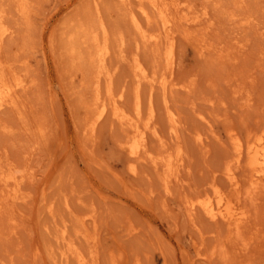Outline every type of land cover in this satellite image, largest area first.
I'll return each mask as SVG.
<instances>
[{
  "label": "rangeland",
  "instance_id": "rangeland-1",
  "mask_svg": "<svg viewBox=\"0 0 264 264\" xmlns=\"http://www.w3.org/2000/svg\"><path fill=\"white\" fill-rule=\"evenodd\" d=\"M178 1L187 13L207 15L199 24H177L169 72L164 54L171 41L163 38L161 50L146 45L132 24L130 14L149 27L142 8L154 18L145 0L129 7L120 0H26L27 15L18 0H0V30H10L0 60L10 84L16 78L25 84L0 109V176L14 168L28 176L16 202L5 200L0 181V264H80L77 254L64 255L70 243L89 264H264V188L244 200L250 222L239 237L226 222L210 221L200 208L191 217L187 208L188 200L214 196L217 188L233 191L227 171L235 164V139L246 145L264 125V0ZM155 20L150 31L159 30ZM101 22L115 93L130 115L136 59L152 76L170 73L166 90L158 79L141 85L142 123L153 105L159 137L148 132L147 156L161 154L163 144L174 153L184 149L181 181H173L170 194L164 169L150 160L130 171L121 148L128 125L110 113L94 137L88 132L95 66L85 58L94 48L81 46L79 62L68 42L80 27L99 30L103 39ZM199 41L209 44L205 55ZM235 167L245 185L246 164ZM198 246L205 258L197 257Z\"/></svg>",
  "mask_w": 264,
  "mask_h": 264
},
{
  "label": "bare ground",
  "instance_id": "bare-ground-1",
  "mask_svg": "<svg viewBox=\"0 0 264 264\" xmlns=\"http://www.w3.org/2000/svg\"><path fill=\"white\" fill-rule=\"evenodd\" d=\"M18 1L21 6V13L27 15L29 13V8H28L29 5H27L26 0H18ZM145 1L150 4L155 14L153 18V16L149 14L150 11L148 12L144 8H142V13L145 16L149 27L147 28V25H145L139 17H137L134 14H130L132 24L136 32L138 33V35L146 45L155 44L157 48L160 49L163 38L171 41L169 46L167 47L166 53L164 54L165 55L164 58L167 64L166 71L170 72L173 69V62L175 56V48H174V40L176 38L175 27L179 22L183 23V25L187 27L194 24H199L202 21V17H204L207 14L206 12H204V14L202 15H198L194 13L191 14L192 11L191 13L189 12L187 13L186 12L187 10L185 11L182 9V5L178 0H145ZM121 3L129 7L132 3V0H120V4ZM183 8L187 9L186 6L185 7L183 6ZM126 10L128 11V9ZM153 19L154 20L156 19L155 22L159 24V30L157 31L149 30L150 25L153 22ZM99 29L102 31V34L104 36L103 39L100 38L101 34H99V30L80 27L77 29L76 33L70 34L69 42H68L69 52L75 61L82 62L84 53H82L83 51H81V46L89 45L91 48L93 47L94 49H96V50L93 49L94 52L91 49L92 51L91 55L89 52L90 59H88L89 56L88 58H85L89 60L90 63L92 62L91 65L89 64L90 67L95 66L93 67L94 69L91 67L92 71H95L94 72L95 74H93L94 76L91 73V76L94 77V79L92 82H90L93 85V87L91 85V88H93L94 91L93 92L94 100L91 105L92 117L89 116L90 118L88 119L90 120L88 132L92 137H94L97 129L99 128L98 125L101 123L102 120H104L107 114L109 115L110 113H112V116H114L117 120H119L121 124L128 125L127 128L130 127L132 132H130L129 134L127 132L128 134L126 136L127 139L126 141L121 143L122 145L121 148L123 149L126 156H128V158L131 161L129 166L130 171L133 173H137L138 168L136 163L141 160H146V159L150 160V162H152L156 168L160 169L162 167L164 169L162 181L164 182V186L167 191V194H170L171 184L173 183V181L180 180V171L183 163L184 149L179 147L177 152L174 153L171 152L169 149H165L166 144H163L162 147L164 151H162L161 154H159L158 156H152V155L147 156L148 148H150L148 147L149 146L148 132L152 130L153 132L151 134H153L157 138L159 137L157 130L152 127V122L155 114L153 105H151L152 107H151L150 118H148V121L145 124L142 123L143 101L141 95V85L144 81L154 82L156 81V79H158L161 86L166 90L170 84V78H171L169 76L170 73L169 74L164 73L161 77H158L159 73L157 74V72H154V75L152 76L150 75L148 69L141 62V60L139 58L136 59L133 68L135 73V78L137 79V84H138L136 91V105H135L134 116L130 115V113H128L121 106L120 100L123 98V95L122 94L117 95L115 93L113 76L111 75V72L107 65L108 56L110 54L109 32L103 22H101ZM9 31L10 30L8 29H4L3 31L0 30V49L2 46V42L4 38L9 34L8 33ZM201 41H199L197 45V49L201 55H205L207 50H209L208 47L209 44L207 45ZM160 53L161 51H159L158 54L162 58L163 56ZM85 59H83V62H85ZM104 80L107 83L105 91L103 89ZM15 81H16L15 84L13 83L10 84L11 81L9 82L7 78V70L3 64V61L0 60V109L7 104H13L14 95H15L14 93L17 91L18 88L25 87L24 81H20L17 78ZM172 114L170 115L171 119H169L172 126L171 130L173 133L177 134L178 123L174 118L175 115L173 116ZM249 139L250 140L247 141L248 143L246 142V145H244L245 143L243 144V142H241L238 138L235 139L236 150H237L236 151L237 153L235 152L236 153L235 164L230 165V162H234L232 161L234 159H232L229 162L230 168H228L227 171V175H228L227 179H230L232 184L231 187H233V189L232 188L231 189L233 191L231 193H226L225 191L217 188L215 190L214 196H208L204 199H201L198 202H193V201L191 202L190 200H188L187 202V208L189 212L188 214L191 217L194 215L197 209L200 208L210 221L214 223H218L220 221L226 222L230 226L231 234H233L234 237L235 236L239 237L243 235L244 229L247 227V224L250 222L249 212L251 211L247 210L246 205H244V200L254 199L255 196L264 188V125L257 133H255ZM243 162L246 164L248 171V178L246 180L245 185L238 179L236 175V167H235L242 165ZM26 171L28 172V170ZM26 176H27L26 173L22 171V169L20 168L11 169L4 176L2 175L0 176V181L3 183L4 189L6 190L5 200L7 201L14 200L16 202L17 200L22 199L21 198V192H23L22 183L26 180L25 179ZM46 190H49V188L48 189L46 188ZM3 208L4 207L2 205V202H0V212L3 210ZM53 210L54 209H51V211ZM66 233L67 230H65L62 233L64 235L63 236L64 240L67 239ZM75 245L74 243H70L68 252H66L64 255L67 256L69 252H71V254L72 253L77 254L79 256L78 258L80 264H89L86 261L84 255L79 253ZM250 245H251L250 243L245 244L244 250L249 249L248 247H250ZM197 248H198L197 257L201 259L205 258L206 253L204 254L199 249V246Z\"/></svg>",
  "mask_w": 264,
  "mask_h": 264
}]
</instances>
